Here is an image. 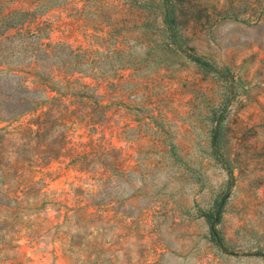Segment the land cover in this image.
I'll return each mask as SVG.
<instances>
[{"label":"rangeland","instance_id":"rangeland-1","mask_svg":"<svg viewBox=\"0 0 264 264\" xmlns=\"http://www.w3.org/2000/svg\"><path fill=\"white\" fill-rule=\"evenodd\" d=\"M0 264H264V0H0Z\"/></svg>","mask_w":264,"mask_h":264},{"label":"trees","instance_id":"trees-1","mask_svg":"<svg viewBox=\"0 0 264 264\" xmlns=\"http://www.w3.org/2000/svg\"><path fill=\"white\" fill-rule=\"evenodd\" d=\"M195 61L199 64H203L201 59L196 58ZM30 111H31V109L25 110V112H23V114L28 113ZM23 114H20V115H23ZM28 132H29V134H32L31 129H29ZM223 207H224V202L217 203V212L215 214H213V213L204 214V217L206 218V221L210 227L212 242L216 246H218L222 251L228 252L229 248L226 246L225 241H224L223 237L221 236L219 229L217 228L219 223L221 222V219H222Z\"/></svg>","mask_w":264,"mask_h":264}]
</instances>
